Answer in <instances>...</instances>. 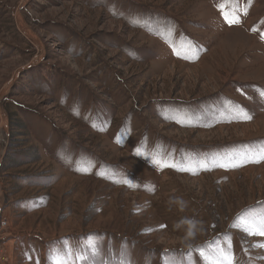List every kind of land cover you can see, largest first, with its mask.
<instances>
[{
  "label": "rangeland",
  "instance_id": "rangeland-1",
  "mask_svg": "<svg viewBox=\"0 0 264 264\" xmlns=\"http://www.w3.org/2000/svg\"><path fill=\"white\" fill-rule=\"evenodd\" d=\"M262 153L264 0H0V264H264Z\"/></svg>",
  "mask_w": 264,
  "mask_h": 264
},
{
  "label": "clouds",
  "instance_id": "clouds-1",
  "mask_svg": "<svg viewBox=\"0 0 264 264\" xmlns=\"http://www.w3.org/2000/svg\"><path fill=\"white\" fill-rule=\"evenodd\" d=\"M169 205H176L179 207L180 210H183L187 207V203L180 197H172L169 200ZM199 221L195 218L183 217L180 221L177 222L175 225L176 228H181L182 226L187 227V234L192 236L195 234L196 229L198 228Z\"/></svg>",
  "mask_w": 264,
  "mask_h": 264
},
{
  "label": "snow or ice",
  "instance_id": "snow-or-ice-1",
  "mask_svg": "<svg viewBox=\"0 0 264 264\" xmlns=\"http://www.w3.org/2000/svg\"><path fill=\"white\" fill-rule=\"evenodd\" d=\"M225 19L228 20V22L231 24V23H236V22H239L238 19H229V16L226 14L225 15ZM245 119H251L250 116H245ZM260 160H264V153H262L260 155V158L258 160H256L255 162H259ZM174 166V165H173ZM181 171H184V170H187V169H180ZM253 234H256V235H261V236H264V225H262L257 231H255ZM261 247H264V245H260ZM230 264H231V261H230Z\"/></svg>",
  "mask_w": 264,
  "mask_h": 264
},
{
  "label": "crops",
  "instance_id": "crops-1",
  "mask_svg": "<svg viewBox=\"0 0 264 264\" xmlns=\"http://www.w3.org/2000/svg\"><path fill=\"white\" fill-rule=\"evenodd\" d=\"M203 57H204V55H202V57H200V58L198 57L196 60H194L195 62L193 61L192 63H196V62H198V61L201 60ZM203 160H205V159H203ZM199 162H200V160H199ZM199 162H198V159H197V162H194V161H193V164H194V163L198 164Z\"/></svg>",
  "mask_w": 264,
  "mask_h": 264
}]
</instances>
